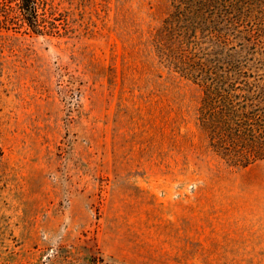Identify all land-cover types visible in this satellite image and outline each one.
<instances>
[{"label":"rangeland","instance_id":"1","mask_svg":"<svg viewBox=\"0 0 264 264\" xmlns=\"http://www.w3.org/2000/svg\"><path fill=\"white\" fill-rule=\"evenodd\" d=\"M171 1L56 0L58 35L0 32V264H264V159L208 150L157 45Z\"/></svg>","mask_w":264,"mask_h":264},{"label":"trees","instance_id":"2","mask_svg":"<svg viewBox=\"0 0 264 264\" xmlns=\"http://www.w3.org/2000/svg\"><path fill=\"white\" fill-rule=\"evenodd\" d=\"M171 3L157 45L164 61L172 58L176 71L201 91L197 126L208 150L229 168L263 160L264 57L255 52L257 36V42L245 37L255 33L248 26L260 25L255 19L264 0ZM59 5L56 0H0V32L21 25L36 35H58Z\"/></svg>","mask_w":264,"mask_h":264}]
</instances>
